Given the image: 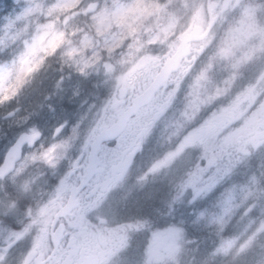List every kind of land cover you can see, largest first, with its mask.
<instances>
[{
  "label": "clouds",
  "instance_id": "obj_1",
  "mask_svg": "<svg viewBox=\"0 0 264 264\" xmlns=\"http://www.w3.org/2000/svg\"><path fill=\"white\" fill-rule=\"evenodd\" d=\"M31 7L36 10L18 14L16 38L0 49V129H18L8 145L5 161L15 154L22 137L35 127L29 123L35 114L34 96L48 99L56 94L66 74L84 76L85 71L95 72L100 80L93 87L106 91L99 97V106L103 108L132 63L152 55L159 58L161 65L169 64L170 71L164 87L154 91L152 105L132 117L138 123L127 147L130 149L137 143L139 146L132 152L128 164L130 187L139 186L142 190L146 186L140 180L154 165L149 163L135 177L131 172L136 155L152 141L153 148L163 146L165 154L172 157L165 170L172 187V201L185 194L181 178L189 172L207 173V191L203 195H211L213 182L223 177L218 174L220 162L209 169L205 159L216 152L223 137L211 128L207 117L201 119V114L205 108L216 112L221 104L228 107L243 99L246 101L243 107L250 110V117H255V124L251 132L233 143L231 150L238 159L242 146L243 156H256V170L250 177L253 183L242 186L244 195L226 210V217L206 220L205 229L209 237L228 227L251 233L264 230V50L243 63H238L235 55H220L230 30L219 26L222 0H38ZM256 7L259 19L264 15V0H256ZM127 8H150L151 12L134 11L125 23H117L118 13ZM198 11L203 15L202 22L193 19ZM104 17L107 19L101 23ZM261 42L264 34L253 40L252 46ZM45 81L51 83L50 92L40 91ZM134 94L135 89L126 95L121 106H127ZM84 103L91 109L97 105V99L83 101L81 106ZM122 134L127 136V130H122ZM253 140L257 142L252 143ZM80 143L79 120L72 124L67 120L58 123L47 137L38 130L37 140L17 160L20 165L27 164L28 170L34 173L29 189L21 190V197L28 195L48 174L50 155L54 153L57 163H63ZM257 172L259 179H255ZM16 203L12 201L8 207H15ZM106 209L113 213L119 211L109 204L107 197L96 211L102 213ZM37 211L32 204L26 205L17 231L23 232L26 228L37 231ZM5 240L0 238V243ZM20 243L7 247L0 264H23L29 249L23 253L17 251ZM188 264L248 262L243 254H226L217 244L203 260L197 261L193 254Z\"/></svg>",
  "mask_w": 264,
  "mask_h": 264
},
{
  "label": "rangeland",
  "instance_id": "obj_2",
  "mask_svg": "<svg viewBox=\"0 0 264 264\" xmlns=\"http://www.w3.org/2000/svg\"><path fill=\"white\" fill-rule=\"evenodd\" d=\"M33 3H38V0H0V49L4 48L7 44L11 43L15 38L14 29L15 22L17 21L18 14L24 15L30 11L36 10L31 7ZM146 9V8H144ZM134 11H142L139 8H127L120 11L116 17L117 23H125L128 16ZM142 13V12H141ZM107 17L101 19V23L106 21ZM42 39V37H41ZM245 40V37H242ZM242 49L246 48L243 43ZM264 50L259 47L257 51L252 52V56L257 52ZM245 58V57H243ZM243 58L241 60H243ZM144 60V61H141ZM159 60L158 57L152 55H145L138 61L132 63V66L127 72L138 67L145 61L149 64H155ZM239 63V61H238ZM126 72V73H127ZM125 76V74H124ZM123 76V80L125 77ZM87 77V78H85ZM92 78H99L95 72L85 71L84 76H69L65 75V79L57 90L56 94L51 95L50 98L45 99L42 95L38 96L39 103L33 108L35 114L31 116L29 123L34 125L30 134L27 136L32 138V143L37 140L38 130L43 131L44 136L47 137L52 128L58 123L67 120L69 124L80 121V146L72 153V155L65 159L63 163H57L55 154L50 155L48 164L51 167L47 170V175L28 192L32 196H40L45 202H49L56 197V194L63 190L65 187L69 188L71 182L74 180L75 175L79 172H73V164L78 161V166L84 165L88 154L91 138L103 124H109L114 119L115 112L111 111V97L107 100L106 105L101 108L99 106V99L97 105L91 109L87 103L81 106L83 101L91 102L88 98L90 91H85L83 80ZM143 88V86H142ZM51 91V83L45 81L43 88L40 91ZM117 91V90H116ZM115 91V92H116ZM118 93V92H116ZM115 93V94H116ZM75 94V95H74ZM71 98V99H70ZM63 101L66 104H76L79 109L78 112L67 111L62 105H56V102ZM58 107V109H56ZM18 129L9 130L7 128L0 129V163L7 152L8 145L13 141ZM134 135H130V138ZM155 140V137H153ZM47 142V141H45ZM138 143L128 149V154L136 151ZM122 141L119 140L114 146L101 152L103 156L114 154L115 156L125 150ZM29 145L25 146L24 152L28 151ZM105 151V150H104ZM264 151V149H262ZM115 156H113L115 158ZM170 155H166L164 147L158 145L153 148L152 141H149L144 151L136 155L135 161L138 167L148 168L149 163L154 165L147 176L142 177L141 184H146L141 190L139 186L131 188L132 180L128 183L120 184L113 187L112 192L115 194L113 198L118 196L120 203L117 207L119 211L113 213V216L118 218H140L144 214L151 211L162 213L160 217L169 227H172V232L168 236L158 235L156 238V246L160 248L158 256L153 259L151 264H180V256L193 255L190 250H186L191 243H196L191 238H184V247L181 250L179 241L177 242L179 232L190 234L196 240H204L203 247L211 250L217 244L220 245V250L224 253L238 252L243 254L248 264H264V230L261 232L251 233L244 229H237L233 227L221 228L215 237H209L205 229V221L208 219H219L226 217V210L241 196L244 195L242 186L244 184H252L251 173L256 169V156H233L230 162L222 161L221 169L218 171L219 176L223 177L219 181L213 182V189L211 195L205 197L203 193L207 191L206 175L204 172H189L182 176L185 194L181 195L175 201L170 199L172 194V187L169 184L168 177L165 174L169 162ZM242 161V162H241ZM164 162V163H163ZM254 162V165L251 163ZM208 168L211 169L216 166L214 162L205 159ZM162 164V165H160ZM135 164L133 165L134 168ZM15 175H10L4 180H0V238H6L4 243H0V258L7 253V247L10 242V231L3 224L2 219H5L10 212L8 207L12 201H18V194L10 195V190L4 194L3 188L10 189V186L18 188L20 191L23 189L27 191L31 185V180L34 173L28 170V165L17 164ZM53 177V179H52ZM260 175L257 172L255 179H259ZM7 183L8 185L4 184ZM10 185V186H9ZM38 189V190H37ZM131 192V194H130ZM29 196V195H28ZM191 201V202H190ZM120 215V216H119ZM175 227V228H174ZM171 236V238H170ZM166 238V239H165ZM164 239L167 241L165 242ZM173 240V241H172ZM247 254V255H245ZM144 259L148 258V251L143 256ZM143 259V260H144ZM144 264H147L144 262Z\"/></svg>",
  "mask_w": 264,
  "mask_h": 264
},
{
  "label": "flooded vegetation",
  "instance_id": "obj_3",
  "mask_svg": "<svg viewBox=\"0 0 264 264\" xmlns=\"http://www.w3.org/2000/svg\"><path fill=\"white\" fill-rule=\"evenodd\" d=\"M222 3L223 9L219 26L224 29L230 28V30L227 31L228 39L220 55L222 57L235 55L238 57L239 63L246 62L252 57L254 47L255 51L259 47L264 48V42L252 46V41L264 34V26H262L264 25V15H261L259 19L257 18L256 0H222ZM242 16L245 18L243 27L246 34L244 52L241 48L243 45L238 44L237 33L240 32L236 30ZM193 19L194 21L199 19L202 22V13L198 11ZM240 29L241 27H239ZM242 58L243 60H241ZM161 66L160 60L155 64H149L148 61H145V63L127 72L125 76L123 75L125 77L123 82H121L123 79L121 76L116 86L118 93L114 92L111 95L112 98L116 97L120 101L118 108L129 106L132 99L149 85L158 73L157 69H160ZM134 89L135 94L131 96L127 106H121L126 95L131 94ZM245 102L241 99L228 107L221 104L216 112H212L211 108H205L201 114V119L207 117L211 128L223 137L216 152L206 156V159L216 165L217 161L220 162L219 171L222 161H230V158L235 156L231 150L233 143L238 141L241 135L251 132L254 127L255 117H250L248 114L250 110L244 109L243 104ZM151 105L152 103L148 107ZM144 108L140 110L137 116ZM210 113L211 115H209ZM137 123L138 120L132 118L126 129L127 136L122 135L118 140L106 143L100 149L99 161L103 172L94 175L87 186L79 192L77 206L69 215L54 222V216L65 205L71 187L78 185L84 174L86 163L78 166V161L73 164L72 169L73 172L78 170L79 172L75 175L71 185L57 193L53 200L45 202L40 196H32L28 193L29 196H25L28 199L21 197L23 202L16 203L15 207L10 208L4 225L10 231L9 246L20 241L17 251L23 253L25 249H29L24 255L23 264H130V262L131 264H144V262L151 264L153 259L158 256L160 248L155 244L157 242L156 237L158 235L165 237L172 232V227L169 225H157L158 217L162 214L154 217V212L150 210L141 218H116L117 216L114 217L112 212L107 209L102 213L96 211L106 197L113 208L119 206L120 203H117L119 202L118 196L114 199L115 193L112 190L119 182L123 184L125 172L128 170V164L132 159L131 154L134 151L132 150L128 154L129 148L125 147L126 149L118 156L114 154L103 156L101 152H106L119 140L122 141L123 146L128 144V141L133 138H130V135H135ZM241 124L244 125L243 128H241ZM92 141L91 138L90 144ZM256 142V140L252 141V143ZM243 150L242 146L240 156H243ZM150 171L155 172L157 170L155 168ZM29 204L38 210L36 222L39 224V228L35 232H31L30 228H26L23 232L17 231L22 223L23 210ZM28 211L31 214L32 209ZM57 237L59 239L55 246L53 239ZM165 239L164 241L167 242ZM147 251L148 255L153 256L152 259H144L143 256Z\"/></svg>",
  "mask_w": 264,
  "mask_h": 264
},
{
  "label": "water",
  "instance_id": "obj_4",
  "mask_svg": "<svg viewBox=\"0 0 264 264\" xmlns=\"http://www.w3.org/2000/svg\"><path fill=\"white\" fill-rule=\"evenodd\" d=\"M169 71V64H164L153 81L150 83V85L141 94L133 99L131 105L126 109H119L117 111L116 121L111 125H106L100 128L98 134L94 137L90 146L85 173L82 176L78 186L71 187L70 195L66 202V205L58 211V213L54 217V221H56L60 217H65L66 215L70 214L72 209L77 206L76 196L79 194V192L88 184V182L95 174L103 172V168H99L100 162L98 159V153L101 145L104 142L112 141L118 138L122 134V130L126 129L127 123L130 118L133 117V115H136L140 108L148 105L152 101L154 91L164 87ZM118 104L119 102H113L111 105V109H115ZM29 141L30 139H28L27 137H22L15 154L9 156L7 161H5L4 158L3 164L0 167V178H4L14 171L17 160L22 154L24 144ZM58 239V237L56 239H53L55 246L58 243Z\"/></svg>",
  "mask_w": 264,
  "mask_h": 264
},
{
  "label": "trees",
  "instance_id": "obj_5",
  "mask_svg": "<svg viewBox=\"0 0 264 264\" xmlns=\"http://www.w3.org/2000/svg\"><path fill=\"white\" fill-rule=\"evenodd\" d=\"M150 12H151V9H148V8H147V9L143 12V14H150ZM95 91H96V89H94L93 92H91V94L89 95L90 99H91L93 96H95ZM35 100L37 101V103H36L35 105H37V104L39 103L40 99L35 98ZM35 105H33V107H34ZM74 111H77V110H74ZM137 173H138V171L136 170V168L132 169L131 175H132L133 177H135V176L137 175ZM125 179H127L128 181H131V179H130V177H129V173H127V174L125 175ZM3 190H4V194H6L7 192H9V190H10V192H18V191H17L16 189H14V188H10V189H8V188H5V189H4V188H3ZM13 194H14V193H13ZM2 220H4V219H2ZM184 238H185V239H186V238H191V241L193 240L194 242H196V243H191V244L187 247L186 250H190L191 252H193L194 255H195L196 258H197V261L203 260L205 257H207V254H208V252H209L210 250L205 249V248L203 247L204 240H196V239L192 238L190 234H184V237H182L183 240L181 239V236H179L178 241H179V247H180L181 250H182L183 247H184V242H185ZM178 241H177V242H178ZM238 253H241V252L238 250ZM241 254H242V253H241ZM245 255H247V254H245ZM191 256H192V255H188V256H180V257H179L180 259L183 258V260H181L180 264H188V261L190 260ZM245 259H246V258H245ZM169 264H174V263L172 262V263H169Z\"/></svg>",
  "mask_w": 264,
  "mask_h": 264
}]
</instances>
